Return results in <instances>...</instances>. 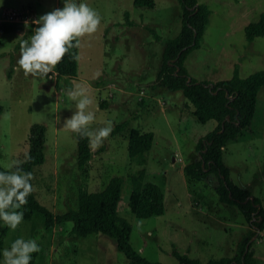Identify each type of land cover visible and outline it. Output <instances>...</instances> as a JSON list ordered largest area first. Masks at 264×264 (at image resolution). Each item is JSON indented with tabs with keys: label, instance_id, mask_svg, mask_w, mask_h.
Segmentation results:
<instances>
[{
	"label": "rangeland",
	"instance_id": "rangeland-1",
	"mask_svg": "<svg viewBox=\"0 0 264 264\" xmlns=\"http://www.w3.org/2000/svg\"><path fill=\"white\" fill-rule=\"evenodd\" d=\"M75 2L96 10L101 22L96 33L80 40L78 75L70 83L72 89L84 87L93 101L89 111L95 120L89 130L111 122L112 132L94 150L91 162L81 167L76 134L64 128L76 103L68 96L69 80H59L55 69L44 79L25 77L17 70L20 45L30 41L31 25L37 27L33 21L63 8L64 0H0V28L15 24L6 21L10 10L32 15L25 17L29 23H22L23 29L0 32V163L6 169L14 162L22 164L29 152L31 127L42 124L46 162L34 171V190L55 215L78 209L81 192H100L113 177L122 176L119 214L129 222L131 244L148 260L180 264L175 251L203 264L235 256L239 243L254 228L237 206L219 200L215 174L206 183L191 180L184 172L199 157V140L213 132L217 122L200 123L181 91L154 85L166 43L183 27L179 0H156L155 8L136 6L134 0ZM199 3L211 14L200 48L185 62L190 77L214 83L231 79L236 66L244 79L264 71V37L252 42L246 38L247 27L264 14V0ZM258 98L264 101V87ZM104 102L109 105L103 107ZM126 121L128 130L154 133V145L145 155L131 158L129 131H115ZM223 156L236 183L250 187L264 206V127L250 141L227 145ZM142 170L146 182L162 187L166 203L164 214L147 219L137 218L129 206L133 182ZM19 211L24 215V209ZM73 225L66 222L48 229L44 216L35 213L30 220L23 217L15 230L3 223L0 239L4 249L18 238L35 239L40 251L32 254V264H128L113 239L101 234L74 237ZM253 249L258 264H264V231Z\"/></svg>",
	"mask_w": 264,
	"mask_h": 264
},
{
	"label": "trees",
	"instance_id": "trees-1",
	"mask_svg": "<svg viewBox=\"0 0 264 264\" xmlns=\"http://www.w3.org/2000/svg\"><path fill=\"white\" fill-rule=\"evenodd\" d=\"M183 9V27L179 35L170 39L165 46L162 65L159 69L155 87H165L170 91H181L195 108V116L202 124L214 120L217 127L197 144L199 157L184 167L186 177L198 182H210L212 175L218 178L216 191L219 200L226 205L237 206L244 214L247 222L254 228L238 245L237 254L233 257L211 259L207 264H258L253 246L245 255L248 242L257 234L264 231V206L255 197L248 200L253 193L248 186L239 185L233 179L232 169L224 162V149L231 143H242L254 138L257 131L264 127V101L258 98L264 87V71H259L247 78L240 76L239 67H235L231 79L219 82H199L192 78L185 67L189 55L200 48V40L209 23L211 11L208 6L200 4L199 0H179ZM140 7L155 8L156 0H134ZM35 25H31L32 34ZM14 28H24L23 24H5L0 32H8ZM195 32L197 35H195ZM28 31L25 32L26 37ZM257 37H264V14L257 23L250 24L246 29V38L252 42ZM181 53V54H180ZM180 54V55H179ZM180 68L178 71L177 69ZM55 72L59 80H69L68 90L72 89L70 80L78 75V47H73L56 66ZM11 77V74L8 75ZM209 84H213L211 87ZM229 93V96L227 95ZM144 105L145 102L143 101ZM108 102L102 104L107 107ZM230 117V119H227ZM115 131H129V155L131 158L140 157L150 151L155 142L152 132H141L137 129L128 130V122L119 124ZM77 137V157L81 167L88 165L94 150L87 137ZM46 127L35 124L29 135V152L26 160L19 166L24 172H30L32 177L37 167L46 162ZM205 162V166L203 165ZM0 171H10L0 163ZM15 171V167L11 169ZM33 192L27 197L24 209V219H32L35 213L45 218L46 228L73 222L71 235L77 238H90L94 235H105L116 242L117 249L123 253L128 264H162L148 260L137 251L130 241L129 222L120 216L119 205L125 178L115 176L100 192H81L78 209H71L60 215H55L37 198L34 190V178L30 181ZM258 205H261L259 208ZM130 210L139 219H147L162 215L166 211L165 194L161 186L145 181V170L140 172L133 182L130 196ZM3 221L0 220V228ZM4 242L0 239V260ZM180 264H203L200 259L190 258L177 251L174 252ZM30 264H32L30 262Z\"/></svg>",
	"mask_w": 264,
	"mask_h": 264
},
{
	"label": "clouds",
	"instance_id": "clouds-1",
	"mask_svg": "<svg viewBox=\"0 0 264 264\" xmlns=\"http://www.w3.org/2000/svg\"><path fill=\"white\" fill-rule=\"evenodd\" d=\"M101 22L99 13L86 3L64 0V6L55 9L33 21L34 28L30 41H22L17 60L18 69L25 77L44 79L56 68L73 47H78L85 36L98 30ZM27 25V22H25ZM68 96L75 101V112L64 123V128L81 137H87L93 150L102 146L112 132L111 122L107 126L90 131L95 113L89 111L93 101L84 87L76 86ZM15 171H0V220L8 228L15 230L23 221L19 211L27 204V197L33 192L30 172H24L14 162L8 168ZM40 251L35 239L18 238L10 248L3 250V264H30L32 254Z\"/></svg>",
	"mask_w": 264,
	"mask_h": 264
},
{
	"label": "built area",
	"instance_id": "built-area-1",
	"mask_svg": "<svg viewBox=\"0 0 264 264\" xmlns=\"http://www.w3.org/2000/svg\"><path fill=\"white\" fill-rule=\"evenodd\" d=\"M8 16H9V18L6 21H9L12 23H20V24L25 23V22L29 23V20L26 19L25 17H27V16L32 17V15H30L28 12L26 14H23L21 12H17L14 10L8 11Z\"/></svg>",
	"mask_w": 264,
	"mask_h": 264
},
{
	"label": "water",
	"instance_id": "water-1",
	"mask_svg": "<svg viewBox=\"0 0 264 264\" xmlns=\"http://www.w3.org/2000/svg\"><path fill=\"white\" fill-rule=\"evenodd\" d=\"M195 35H197V33L195 32ZM181 54V53H180ZM179 54V55H180ZM178 71L180 70V68H178L177 69ZM192 80V78L191 77H189V81H191ZM211 87L213 86V84H209ZM227 95L229 96V93H227ZM227 119H230V117H228ZM203 165L205 166V162H203ZM254 199H255V197H253V196H251L248 200H252V201H254ZM259 206V208H261V205H258ZM260 231H258L257 232V234L248 242V244H247V246H246V251H245V255L248 253V251H249V249H250V244L253 242V241H255V240H257L258 239V237H259V235H260Z\"/></svg>",
	"mask_w": 264,
	"mask_h": 264
}]
</instances>
